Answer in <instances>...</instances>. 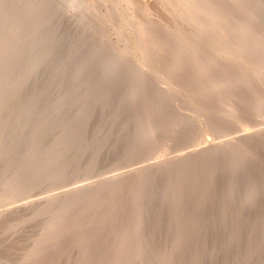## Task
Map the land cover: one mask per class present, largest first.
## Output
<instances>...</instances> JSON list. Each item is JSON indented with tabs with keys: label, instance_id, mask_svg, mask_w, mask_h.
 Masks as SVG:
<instances>
[{
	"label": "rangeland",
	"instance_id": "obj_1",
	"mask_svg": "<svg viewBox=\"0 0 264 264\" xmlns=\"http://www.w3.org/2000/svg\"><path fill=\"white\" fill-rule=\"evenodd\" d=\"M79 1L0 0V264H264V0Z\"/></svg>",
	"mask_w": 264,
	"mask_h": 264
},
{
	"label": "bare ground",
	"instance_id": "obj_2",
	"mask_svg": "<svg viewBox=\"0 0 264 264\" xmlns=\"http://www.w3.org/2000/svg\"><path fill=\"white\" fill-rule=\"evenodd\" d=\"M74 1H75V0H74ZM78 1H79V0H78ZM80 1H81V0H80ZM80 1H79V2H80ZM85 1H87V0H85ZM85 1H84L83 3H85ZM91 1H94V0H91ZM91 1H90V2H91ZM183 1H184V0H183ZM185 1H186V0H185ZM190 1H191L190 4H192V1H194V0H190ZM190 1H186V2H190ZM196 1H197V0H196ZM239 1H240V0H239ZM72 2H73V1H72ZM87 2H88V1H87ZM94 2H95V1H94ZM131 2H132V1H131ZM131 2H130V3H131ZM136 2H137V1H136ZM198 2H199V1H197V3H198ZM203 2H205V1H204V0L201 1V3H203ZM212 2H215L216 4H218L219 7H221L222 5H225V3H226L227 5H232V4H234V0H233V1H232V0H212ZM232 2H233V3H232ZM237 2H238V1L236 0L235 3H237ZM240 2H241V1H240ZM52 3H54V2H52ZM76 3H77V2H76ZM133 3H134V0H133V2H132L131 4H133ZM139 3H140V1H139ZM167 3H168V2H167ZM180 3H182V2H180ZM201 3H200V4H201ZM209 3H210V2H209ZM215 3L213 4L214 6H216ZM57 4H59V3H57ZM64 4H65V3H64ZM77 4H78V3H77ZM81 4H82V3H81ZM91 4H92V3H91ZM93 4H94V3H93ZM96 4H97V3H96ZM96 4H95V5H96ZM135 4H136V3H135ZM183 4H184V3H183ZM183 4H182V5H183ZM186 4H187V3H186ZM190 4H188V5H190ZM194 4H195V3H194ZM206 4H207V3H206ZM237 4H238V3H237ZM237 4H236V5H237ZM242 4H243V3H242ZM242 4H241V5H242ZM72 5H74V4H72ZM75 5H76V4H75ZM75 5H74V6H75ZM79 5H80V4H79ZM198 5H199V3H198ZM213 5H212V7H213ZM236 5L232 6V7L235 8L233 12L231 11V12L233 13V17H235L234 14H236V15L238 14L237 12H235L236 9L239 8V7H241L240 5H238V7H237ZM55 6H56V5H55ZM58 6H59V5H58ZM65 6H66V5H65ZM68 6H69V5H68ZM74 6H73V7H74ZM203 6H204V8H202L203 11H204V9L208 8V7H206L207 5H203ZM208 6L210 7V4H209ZM56 7H57V6H56ZM84 7H85V5H84ZM92 7H93V6H92ZM140 7H141V6H140ZM188 7H189V6H188ZM223 7H224V6H223ZM236 7H237V8H236ZM64 8H65V7H64ZM80 8H81V7H80ZM86 8L88 9V7H86ZM94 8H95V7H94ZM94 8H93L91 11H93ZM143 8H144V7H143ZM189 8H190V7H189ZM199 8H201V7H199ZM229 8H231V7L229 6ZM89 9H90V8H89ZM89 9H88V10H89ZM95 9H97V7H96ZM134 9H135V8H134ZM138 9H139V8H138ZM202 9H201L200 11H202ZM208 9H209V8H208ZM211 9H213V8H211ZM211 9H210V10H211ZM227 9H228V8H227ZM75 10H76V8H75ZM77 10H78V9H77ZM79 10H80V9H79ZM135 10H136V9H135ZM140 10H141V9H140ZM147 10H148V9H147ZM186 10H187V9H186ZM213 10H214V9H213ZM213 10H212V11H213ZM215 10H216V9H215ZM219 10H220V9H219ZM219 10H218V12H219ZM222 10H223V9H222ZM229 10H231V9H229ZM81 11H82V10H81ZM95 11H96V10H95ZM161 11H162V10H161ZM198 11H199V10H198ZM206 11H207V10H206ZM224 11H225V10H224ZM227 11H228V10H227ZM78 12H80V11H78ZM84 12H85V11H84ZM93 12H94V11H93ZM93 12H92V13H93ZM213 12L215 13V11H213ZM213 12H212V13H213ZM216 12H217V11H216ZM218 12H217V13H218ZM231 12H229V13H231ZM82 13H83V11H82ZM87 13H88V12H87ZM87 13H86V14H87ZM97 13H98V12H97ZM181 13H182V12H181ZM187 13H188V12H187ZM203 13H204V12H203ZM221 13H224V12H221ZM221 13H219V14L221 15ZM227 13H228V12H227ZM227 13H225V14H227ZM201 14H202V13H201ZM201 14H200V15H201ZM204 14H205V13H204ZM204 14H202V15L204 16ZM75 15H76V14H75ZM90 15H91V14H90ZM92 15H93V14H92ZM176 15H177V14H176ZM202 15H201V18H202ZM222 15H223V14H222ZM231 15H232V14H231ZM231 15H230V16H231ZM88 16H89V15H88ZM185 16H186V15H185ZM189 16H190V15H189ZM189 16H188V17H189ZM197 16H198V15H197ZM223 16H225V15H223ZM230 16H229V17H230ZM75 17H76V16H75ZM77 17L79 18L80 16H77ZM77 17H76V18H77ZM166 17H167V16H166ZM192 17H194V16H192ZM214 17H215V20H214V18H212V19H213V22L211 21V23H209V25H212V26H209V29H210V28H213V27L215 28V27L218 25L217 23H218V21H219V17H220V16H218V14H217V15H215ZM80 18H81V17H80ZM195 18H196V17H195ZM199 18H200V17H199ZM199 18H198L197 20H201V19H199ZM221 18H222V17H221ZM245 18H246V19H245V21L243 20L244 22H243V25H242V27H243L242 30H243V31H246V30L250 27V24H251V21H252V20H251V19H252L251 17H249L248 19H247V17H245ZM176 19H177V18H176ZM178 19H180V18L178 17ZM212 19H211V20H212ZM193 20H194V18H193ZM193 20H192V21H193ZM209 20H210V19H209ZM223 20H225V19H223ZM122 21H123V20H122ZM122 21H121V23H122ZM174 21H175V20H174ZM123 22H124V21H123ZM139 22H140V21L137 22V23H138L137 26L139 25ZM142 22H144V21H142ZM208 22H209V21H207V22H205V23H208ZM124 23H125V22H124ZM145 23H147V22H145ZM148 23H149V25H151V24H150V21H149ZM198 23L200 24V22H198ZM212 23H214V26H213ZM228 23H229V22H228ZM119 24H120V23H119ZM122 24H123V23H122ZM141 24H143V23H141ZM185 24H186V23H185ZM202 24H204V23H202ZM202 24L200 25L201 27H202V26H203V27L206 26V25H202ZM237 24H238V23H237ZM144 25H145V24H144ZM144 25H143V26H144ZM167 25H168V24H167ZM175 25H176V24H175ZM177 25H178V24H177ZM215 25H216V26H215ZM221 25H222V23H221ZM257 25H258V24H257ZM207 26H208V25H207ZM218 26H220V25H218ZM223 26H224V25H223ZM223 26H222V27H223ZM138 27H139V29L142 31V34H143L144 40H145V39H148V40L151 41L153 38H155V39L157 38V37H156V33H154V31L152 30L153 28L151 29V28H148V27H147L146 30H145V28H144L145 26L142 27L141 25H139ZM150 27H151V26H150ZM167 27H168V26H167ZM176 27H178V26H176ZM188 27H189V26H188ZM222 27H216V29L218 28V30H219V28H222ZM236 27H238V26H236ZM253 27H254V26H253ZM136 28H137V27H136ZM171 28H172V27H171ZM214 28H213V29H214ZM223 28H224V27H223ZM250 28H251V27H250ZM181 29H182V27H181ZM202 29H203V28H201V30H202ZM213 29H212V30H213ZM216 29H215V30H216ZM239 29H240V28H239ZM255 29H256V28H255ZM182 30H183V29H182ZM212 30H210V31H212ZM215 30H214V31H215ZM223 30H224V29H223ZM234 30H236V29H234ZM257 30H258V29H257ZM177 31H178V30H177ZM196 31H197V30H196ZM214 31H213V32H214ZM251 31H252V30H251ZM184 32H185V31H184ZM200 32H201V31H200ZM216 32H217V30H216ZM221 32H223V31L221 30ZM221 32H217V33H218V34H219V33H220V34H223V33H221ZM227 32H229V31H227ZM261 32H263V31H261ZM140 33H141V32H140ZM179 33H180V32H179ZM204 33H205V32H204ZM211 33H212V32H211ZM211 33H210V34H211ZM229 33H230V32H229ZM232 33H233V32H232ZM235 33H236V32H235ZM258 33H260V32H258ZM172 34H173V32H172ZM212 34H213V33H212ZM220 34H219V35H220ZM250 34H251V33H249V36H250ZM180 35H181V34H179V36H180ZM183 35H184V34H183ZM234 35H237V33L234 34ZM247 35H248V33H247ZM252 35H253V34H252ZM254 35H255V34H254ZM257 35H258V34H257ZM205 36H206V35H205ZM208 36H210V35H208ZM216 36H217V35H216ZM216 36H215V37H216ZM232 36H233V35H232ZM260 36H261V35H260ZM196 37H197L196 39H198V37H199V34H198V33H197ZM211 37H213V35H212ZM217 37H218V36H217ZM256 37H257V36H256ZM183 38H184V37H182V39H183ZM194 38H195V37H194ZM206 38H207V37H206ZM206 38H205V39H206ZM223 38H224V37H223ZM223 38H222V39H223ZM225 38H226V36H225ZM248 38H249V37H248ZM262 38H263V39H262ZM262 38H261V39H262V41H263V40H264V32L262 33ZM157 39H158V38H157ZM212 39H213V38H212ZM217 39H218V38H217ZM236 39H237V38H236ZM246 39H247V38H246ZM249 39H250V38H249ZM251 39H252V38H251ZM153 40H154V39H153ZM207 40H208V39H207ZM210 40H211V39H210ZM195 41L198 42V40H195ZM232 41H233V40H232ZM248 41H249V40H248ZM117 42H118V41H117ZM151 42H153V41H151ZM151 42H148V44L151 43ZM184 42H185V41H184ZM218 42L220 43V41H218ZM240 42H241V41H240ZM240 42H239V43H240ZM257 42H258V41H257ZM118 43H119V42H118ZM143 43H144V42H143ZM143 43H142V44H143ZM206 43H207V42H206ZM211 43H212V41H211ZM211 43H209V45H210ZM223 43H224V42H223ZM226 43H228V42H226ZM242 43H243V42H241V44H242ZM145 44H147V42H146ZM201 44H202V43H201ZM204 44H205V43H204ZM204 44H203V45H204ZM217 44H218V43H217ZM241 44H240V45H241ZM120 45H121V44H120ZM198 45H200V44H199V43H196V42H192V47L194 48V49H193L194 51L196 50V51L199 52V50H200L201 47L199 48ZM218 45H219V44H218ZM257 45H258V44H257ZM144 46H145V45H144ZM156 46H157L158 50H161V49H162V48H161L162 45H161L160 43H158V45H156ZM241 46H243V45H241ZM246 46H249V45L247 44ZM250 46H251V45H250ZM259 46H260V45H259ZM137 47H138V46H137ZM253 47H254V46H253ZM260 47H261V46H260ZM157 48H156V49H157ZM198 48H199V49H198ZM215 48H216V47H215ZM223 48H224V47H223ZM226 48H227V47H226ZM257 48H258V47H257ZM120 49H121V48H120ZM122 49H124V48H122ZM202 49H203V47L201 48L200 51H202ZM221 49H222V48H221ZM138 50H139V49H138ZM158 50H157V52H158ZM232 50H233V49H232ZM234 50H235V49H234ZM251 50H253V49H251ZM251 50H250V51H251ZM122 51H123V50H122ZM161 51H162V50H161ZM220 51H221V50H220ZM136 52H137V51H136ZM202 52H203V51H202ZM143 53H145V51H143ZM242 53H244V52H242ZM245 53H246V52H245ZM263 53H264V52H263ZM145 54L147 55V53H145ZM156 54H157V53H156ZM235 54H236V52H235ZM240 54H241V53H240ZM248 54H249V53H248ZM259 54H260V53H259ZM143 55H144V54H143ZM227 55H228V54H227ZM232 55H233V54H232ZM228 56H229V55H228ZM234 56H236V55H234ZM244 56H245V55H244ZM143 57H145V56H143ZM210 57H211V56H210ZM226 57H227V56H226ZM251 57H253V56H251ZM255 57H257V56H255ZM240 58H241V57H240ZM261 58H262V57H261ZM214 59H215V58H214ZM221 59H222V58H221ZM255 59H256V58H255ZM175 60H176V66H177L176 69L179 71V69H181L180 67L183 66V62H182V60L179 59V54H178V56H177V58H176ZM235 61H236V60H235ZM258 61H260V60H258ZM263 61H264V60H263ZM231 62H232V61H231ZM148 63H149V62H148ZM222 63H223V62H222ZM227 63H228V62H227ZM249 63H250V62H249ZM249 63H248V64H249ZM262 63H263V62H262ZM263 64H264V63H263ZM244 65H245V64H244ZM174 66H175V65H174ZM230 66H231V65H230ZM228 67H229V66H228ZM250 67H251V66H250ZM225 68H226V67H225ZM231 68H232V67H231ZM238 68H239V66H238ZM244 69H245V68H244ZM259 69H260V68H259ZM242 72H243V71H242ZM242 72H241V73H242ZM177 73H178V72H177ZM241 73H240V75H241ZM258 74H259V72H258ZM258 74L256 75V73H255V75L257 76V78H258V76H259ZM260 74H261V73H260ZM177 76H178V75H177ZM241 76H242V75H241ZM256 76H255V77H256ZM240 78H241V77H240ZM249 78H250V76H249ZM255 79H256V78H255ZM222 83H223V81H222V82L219 81L218 84L216 83L217 85L214 84V86H215L214 88L217 89V90H218V89H222V88L220 87V85H221ZM238 83H239V82H238ZM240 83H241V82H240ZM246 84H247V83H246ZM246 84H245V85H246ZM222 85H223V84H222ZM249 85H250V88L252 89V91H254V93L257 95V93H258V88H259L258 86L261 85V84H260V81L252 82V83L250 82ZM239 86H242V85H239ZM129 87H130V86H129ZM165 87H166V86H165ZM235 87H236V86H235ZM246 87H247V86H246ZM263 87H264V86H263ZM162 88H163V87H162ZM162 88H161V89H162ZM166 88H167V87H166ZM236 88H237V87H236ZM164 89H165V88H164ZM128 90H129V89H128ZM230 90H231V89H230ZM239 90H240V89H239ZM231 91H232V90H231ZM234 91H235V90H234ZM128 92L130 93V91H128ZM241 92H242V91H241ZM166 93H167V92H166ZM249 93H250V92H249ZM251 93H252V92H251ZM236 94H237V93H236ZM242 94H243V93H242ZM129 95H130V94H129ZM199 95H200V94H199ZM197 96H198V95H197ZM203 98H204V97H202L201 99H203ZM249 98H250V97H249ZM257 98H258V96H257ZM199 99H200V98H199ZM253 99H254V98H253ZM251 100H252V99H251ZM261 100H262V98H261ZM255 101H256V100H255ZM259 101H260V100H259ZM204 102H205V101H204ZM75 103H77V101H76ZM196 103H197V102H196ZM196 105H197V104H196ZM198 105H199V104H198ZM262 105H264V100H263V101H260L259 104H257V105L255 106V107H256L255 109H256L257 112L260 110V108L262 107ZM200 106H201V104H200ZM204 108H205V107H204ZM244 109H245V108H244ZM258 109H259V110H258ZM252 110H253V109H252ZM200 111H201V110H200ZM239 111H240V110H239ZM245 111H250V110H249V109H246ZM256 111L253 110V111H250V112H256ZM242 112H244V111H242ZM237 113H238V112H237ZM245 113H246V112H245ZM230 114L232 115V113L226 112V114H225V119H226L227 117H230V116H229ZM246 114H247V113H246ZM237 115H238V114H237ZM221 116H222V115H221ZM241 116H242V115H241ZM259 117H260V116H259ZM225 119H224V120H225ZM225 121H226V120H225ZM208 128H209V127H208ZM170 130H171V129H170ZM212 130H213V129H212ZM256 130H257V129H256ZM256 130H255V131H256ZM258 130H261V129L259 128ZM263 130H264V128H263ZM154 132H155V130H154ZM262 132H263V131H262ZM262 132L260 131L261 134L259 133V134H260V138H259V139H258V137L256 136L257 134L255 133V137H256L258 140H261V141H262V137L264 136V135L262 134ZM212 134H213V133H212ZM259 134H258V135H259ZM153 135L155 136V134H153ZM170 135H171V133H170ZM252 135H254V132H253V133H250V134H248V135H246V136H245V139L247 140V139L251 138ZM141 136H142V135H141ZM161 136H162V135H161ZM242 137H243V134H242ZM242 137H239V138L236 137L237 139L234 140V142L236 143L235 146H240V142H241L240 139H241ZM253 137H254V136H253ZM155 138H156V136H155ZM158 138H159V137H157V139H158ZM162 138H163V137H162ZM229 138H230V137H229ZM226 139L228 140V138H226ZM233 139H234V138H232V140H233ZM243 139H244V138H243ZM243 139H242V140H243ZM245 139H244L243 141H246ZM252 139H254V138H252ZM228 141H229V140H228ZM236 141H237V142H236ZM250 141H251V140H250ZM253 141H254V140H253ZM263 141H264V140H263ZM255 142H256V141H255ZM150 143H151V141H150ZM217 143H218V142H217ZM223 143H225V142H223ZM223 143H222V144H223ZM241 143H242V142H241ZM253 143H254V142H253ZM148 144H149V143H148ZM220 144H221V142H220ZM228 144H229V143H228ZM255 144H256V143H255ZM161 145H162V144H161ZM242 145H243V144H242ZM246 145H247V144H246ZM246 145H245V146H246ZM250 145H251V144H250ZM150 146H151V145L148 146V147H149L148 149H151ZM156 146H157V145H156ZM164 146H166V145H164ZM221 146H222V145H221ZM223 146H224V144H223ZM146 147H147V146H146ZM230 147H231V146H230ZM232 147H233V146H232ZM240 147H241V146H240ZM247 147H248V146H247ZM249 147H250V146H249ZM153 148H154V147L152 146V149H153ZM155 148H156V147H155ZM155 148H154V149H155ZM166 148H167V146H166ZM218 149H220V148H218ZM236 149H237V147H236ZM243 149H244V148H243ZM252 149H253V148H252ZM221 150H222V149H221ZM246 150H247V149H246ZM150 151H151V150H150ZM191 151H193V150H190L189 153H190ZM194 151H195V150H194ZM248 151H249V150H248ZM187 152H188V151H187ZM218 152H219V150H218ZM189 153H187V154H189ZM241 153H242V152H241ZM241 153H240V154H241ZM249 153H250V152H249ZM184 154H185V153H184ZM180 155H182V154H180ZM185 155H186V154H185ZM185 155H184V156H185ZM186 156H187L186 159H185V157H183V160H182L183 163H184V161L187 160L188 157H189L188 155H186ZM199 156H200V155H199ZM175 157H176V156H175ZM178 157H180V156H178ZM128 158H129V157H128ZM181 158H182V157H181ZM181 158H180V159H181ZM191 158H193V157H191ZM175 159H176V160L172 159V160H174V161L171 160V162H172V163H173V162H176V163H177V162L179 161V158H175ZM177 159H178V160H177ZM184 159H185V160H184ZM189 159H190V158H189ZM189 159H188V160H189ZM165 160H166V159H165ZM162 161H163V160H162ZM168 161H169V160H168ZM191 161H192V160H191ZM193 161H194V160H193ZM195 161H196V160H195ZM171 162L169 161V163H166V164L168 165V164H170ZM187 162H188V161H187ZM155 163H156V162H155ZM155 163H154V164H155ZM162 163H163V162H161V164H162ZM178 163H180V162H178ZM183 163H181V164H183ZM185 163H186V161H185ZM238 163H239V162H238ZM164 164H165V163H164ZM174 164H175V163H174ZM181 164H180V165H181ZM157 165H158V161H157V163H156V168L158 167ZM162 165H163V164H162ZM144 166H145V165H144ZM149 166H150V163H149ZM172 166H173V167H175V166L178 167V164H176V165H172ZM159 167H162V166L160 165ZM163 167H164V166H163ZM209 167H210V166H209ZM209 167H208V168H209ZM152 168H153V164H152ZM152 168H151V169H152ZM154 168H155V167H154ZM156 168H155V169H156ZM164 168H165V167H164ZM145 169H150V168H145ZM159 169H160V168H159ZM114 170H115V169H114ZM152 170H154V169H152ZM141 171H143V170H141ZM141 171H140V169H139V173H138L139 176H142V175H140V173L142 174ZM147 171H148V173H149L150 170H147ZM147 171H146V172H147ZM146 172H144L143 174H145ZM151 172H152V171H151ZM148 173H146V174H148ZM169 173H170V172H169ZM171 173H172V172H171ZM175 173H176V172H175ZM113 174H114V173H113ZM113 174H111V175H113ZM123 174H124V173H123ZM123 174H122V175H123ZM150 174H151V173H150ZM57 175H58V174H57ZM117 175H119V174H117ZM117 175H116V177H117ZM108 176H109V175H108ZM108 176H107V177H108ZM143 176H144V175H143ZM143 176H142V177H143ZM114 177H115V175H114ZM119 177H121V176H119ZM142 177H141V178H142ZM171 177H172V175H171ZM109 178L111 179V177H109ZM127 178H128V177H127ZM144 178H145V176H144ZM110 179H109L108 181H110ZM113 179H114V178H112V181H113ZM119 179H120V178H119ZM135 179H136V178H135ZM139 179H140V177H139ZM169 179H170V178H169ZM80 180H81V179H80ZM106 180H107V179H106ZM125 180H126V179H125ZM140 180H142V179H140ZM143 180H144V179H143ZM175 180H176V178H175ZM104 181H105V180H104ZM114 181H115V180H114ZM114 181H113V182H114ZM136 181H137V180H136ZM144 181H145V180H144ZM144 181H143V182H144ZM172 181H173V180H172ZM100 182H101V181H100ZM105 182H106V181H105ZM119 182H120V181H119ZM137 182H138V181H137ZM140 182H141V181H140ZM175 182H176V181H175ZM178 182H179V181H178ZM89 183H90V182H89ZM107 183H109V182H107ZM150 183H151V182H150ZM154 183H155V182H154ZM113 184H114V183H113ZM151 184H152V183H151ZM74 185H75V184H74ZM85 185H86V184H85ZM59 186H60V185H59ZM82 186H83V185H82ZM82 186L80 185L79 188L85 190L84 188H82ZM108 186H109V185H108ZM110 186H111V185H110ZM83 187L86 188V186H83ZM70 188H71V187H70ZM79 188H78V189H79ZM106 188H107V187H106ZM143 188H144V187H143ZM75 189H76V188H75ZM75 189H74V190H75ZM96 189H97V188H96ZM71 190H72V189H70L69 191H71ZM76 191H77V190H76ZM76 191H75V193H78V194H79V191H78V192H76ZM65 192H67V190H65ZM65 192H63V193H65ZM81 192H82V191H81ZM81 192H80V193H81ZM59 193H60V192H59ZM57 194H58V193H57ZM72 194H73V193H72ZM54 195H55V194H54ZM62 195H63V194H61V197H62ZM79 195H80V194H79ZM81 195H82V194H81ZM57 196H58V195H57ZM73 196H74V195H73ZM91 196H92V195H91ZM95 196H96V195H95ZM87 198H88V196H87ZM87 198H86V199H87ZM39 199H40V198H39ZM45 199H47V198H45ZM92 199H93V197H92ZM59 200H61V199H59ZM62 200H63V198H62ZM62 200H61V201H62ZM64 200H66V199H64ZM71 200H72V199H71ZM42 201H44V200H42ZM77 201H78V200H77ZM62 202H63V201H62ZM64 202H65V201H64ZM82 202H83V201H82ZM84 202H85V201H84ZM97 202H98V201H97ZM89 203H91V202L89 201ZM80 204H82V203H80ZM91 204H92V203H91ZM91 204H90V205H91ZM144 204H145V206H146V203H144ZM170 204H171V203H170ZM64 205H65V204H64ZM67 205H69V204H67ZM67 205H66V207H67ZM78 205H79V204H78ZM44 206H45V205H44ZM73 206H74V205H73ZM63 208H64V207H63ZM63 208H62V209H63ZM94 208H95V206H94ZM63 210H64V209H63ZM63 210H62V211H63ZM65 210H66V209H65ZM65 210H64V211H65ZM65 212H66V211H65ZM64 214H65V213H64ZM59 218H60V217H59ZM140 219H141V218H140ZM138 220H139V219H138ZM48 221H49V219H48ZM51 221H52V219H51ZM51 221H50V222H51ZM138 223H139V222H138ZM47 224H48V223H47ZM53 224H54V223H53ZM50 225H52V224L50 223ZM142 233H143V232H142ZM139 240H140V239H139ZM139 240H138V241H139ZM138 245H139V244H138ZM135 246H136V245H135Z\"/></svg>",
	"mask_w": 264,
	"mask_h": 264
}]
</instances>
